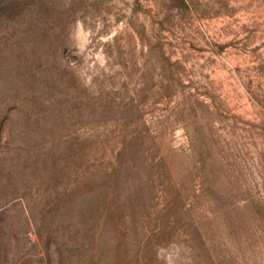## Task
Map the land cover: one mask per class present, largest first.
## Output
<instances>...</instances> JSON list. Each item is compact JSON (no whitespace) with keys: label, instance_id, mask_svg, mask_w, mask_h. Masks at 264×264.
Segmentation results:
<instances>
[{"label":"rangeland","instance_id":"rangeland-1","mask_svg":"<svg viewBox=\"0 0 264 264\" xmlns=\"http://www.w3.org/2000/svg\"><path fill=\"white\" fill-rule=\"evenodd\" d=\"M0 264H264V0H0Z\"/></svg>","mask_w":264,"mask_h":264}]
</instances>
